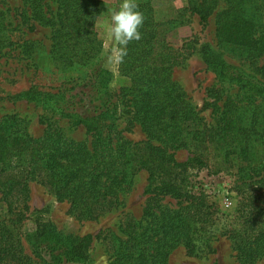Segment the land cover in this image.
<instances>
[{
    "label": "trees",
    "instance_id": "1",
    "mask_svg": "<svg viewBox=\"0 0 264 264\" xmlns=\"http://www.w3.org/2000/svg\"><path fill=\"white\" fill-rule=\"evenodd\" d=\"M224 1L226 8L216 18L217 45L204 43L194 50L189 43L180 53L160 45L162 24L155 21L151 0L137 2L144 18L141 38L119 54V73L130 86L118 94L102 64L97 24L103 2L26 0L30 19L51 31L53 61L77 73L73 82L81 81L56 92L30 88L18 98L84 126L88 138H70L53 122L34 138L16 116L0 120V193L9 213L17 216L15 225L29 210L32 182L67 203L74 218L98 220L124 207L136 177L145 172L147 200L141 218L126 214L117 230L106 228L96 236L109 264H169L179 246L192 255L204 254L221 238L231 242L239 264L264 259V66L251 70L227 61H264V0ZM218 2L190 0L202 22ZM6 30L0 11V34ZM193 53L237 94L225 96L224 90L212 88L211 101L202 108L193 104L172 78L173 68ZM122 106L144 140L130 141L114 125ZM207 108H212L213 120L206 119ZM180 151L188 153L186 161L177 159ZM213 160L227 170L238 163L240 200L232 215L220 213L207 195L193 190L190 172L207 169ZM23 236L0 223V264H38L25 254ZM25 240L44 264H92L91 235H70L51 222L36 221Z\"/></svg>",
    "mask_w": 264,
    "mask_h": 264
},
{
    "label": "rangeland",
    "instance_id": "2",
    "mask_svg": "<svg viewBox=\"0 0 264 264\" xmlns=\"http://www.w3.org/2000/svg\"><path fill=\"white\" fill-rule=\"evenodd\" d=\"M101 1L104 5V13L97 25L98 34L104 45L102 64L111 72L110 85L119 94L130 86V81L121 77L119 73L120 45L109 34L108 26L111 23V14L118 10L121 0ZM145 1L135 0L136 3ZM151 2L155 21L162 24L160 45L164 42L178 53L182 52L189 43H193L194 50L204 43L217 45L216 18L226 8L224 0H219L216 9L209 15L206 22H202L193 12L190 0H151ZM0 11L4 13L7 25V30L0 34V39L3 40L0 44V120L7 116H16L34 138L41 137L47 126L51 124L50 122H53L70 138L81 141L87 139L84 126H75L69 119L48 114L38 103L18 98L20 93L30 88L56 92L59 89L70 88L81 80L73 82L77 73L59 68L53 61L50 55L51 31L30 19L31 11L26 0H0ZM227 61L251 70L264 66L263 60L256 65L236 58H227ZM172 78L199 108H202L206 101H211L208 98V91L212 88L224 90L225 96L234 97L237 94L236 88L216 79L197 53H193L174 67ZM82 88L83 85L78 91L83 92ZM122 108L123 106L113 121L114 125L123 131L128 140L134 142L144 140L145 136L140 127L130 126V117ZM211 111L212 108H207L204 112L207 120H213ZM176 157L183 162L186 161L188 153L180 151ZM214 163L213 160L207 169L190 172L193 190L207 195L209 201L216 205L220 213L232 215L240 200V195L235 188L238 179V163L234 162V167L228 170L215 166ZM147 177V173H140L136 177L133 190L124 201V207L98 220L74 218L69 214L67 203L58 202L45 187L32 182L29 187V210L25 212V219L21 224L15 225L17 216L9 213L0 193V223L11 227L16 232L23 233L24 252L38 264L44 263L34 257L31 247L25 240V235L36 229V221L51 222L70 235L93 236L94 241L90 247L92 264H109L106 248L96 239V236L106 228L117 230L126 214L137 219L141 218L147 200L145 194L148 185ZM165 202H171L173 205L176 203L170 199H166ZM212 249V252L192 255L187 253L184 246H179L170 255L169 264H239L230 241L223 238L214 240ZM259 264H264V259Z\"/></svg>",
    "mask_w": 264,
    "mask_h": 264
},
{
    "label": "clouds",
    "instance_id": "3",
    "mask_svg": "<svg viewBox=\"0 0 264 264\" xmlns=\"http://www.w3.org/2000/svg\"><path fill=\"white\" fill-rule=\"evenodd\" d=\"M135 0H121L118 10L112 12L108 26L111 37L119 42L121 54L126 53L130 41L139 40V28L143 24V15L137 10Z\"/></svg>",
    "mask_w": 264,
    "mask_h": 264
}]
</instances>
